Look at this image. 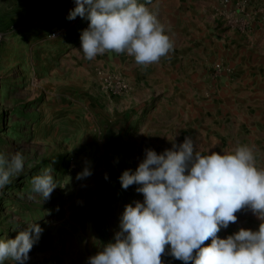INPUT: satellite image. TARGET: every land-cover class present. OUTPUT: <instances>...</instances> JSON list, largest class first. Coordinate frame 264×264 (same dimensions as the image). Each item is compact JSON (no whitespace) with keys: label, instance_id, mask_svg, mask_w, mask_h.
<instances>
[{"label":"rangeland","instance_id":"rangeland-1","mask_svg":"<svg viewBox=\"0 0 264 264\" xmlns=\"http://www.w3.org/2000/svg\"><path fill=\"white\" fill-rule=\"evenodd\" d=\"M138 3L174 42L146 69L126 54L84 58L90 21L67 18L75 0H0V152L25 158L0 190V239L38 224L25 264H88L114 243L125 206L144 201L119 178L146 149L161 154L185 137L202 155L246 144L264 168V0ZM48 167L57 187L41 201L31 181ZM85 168L92 174L78 179ZM236 215L219 238L258 230L249 208ZM161 259L184 264L170 246Z\"/></svg>","mask_w":264,"mask_h":264},{"label":"clouds","instance_id":"clouds-1","mask_svg":"<svg viewBox=\"0 0 264 264\" xmlns=\"http://www.w3.org/2000/svg\"><path fill=\"white\" fill-rule=\"evenodd\" d=\"M75 4L67 18L90 21L80 36L87 60L114 52L133 57L146 69L174 49L158 13L138 0H75ZM24 166L21 151L0 152V190ZM51 171L48 167L31 181V191L41 201L57 187ZM91 174L85 168L77 178ZM119 179L124 189L139 185L136 191L144 201L125 206L115 242L89 257L88 264H163L166 246L184 264H264V168L257 166L253 146L202 155L192 138L185 137L161 154L146 149L135 172L126 170ZM245 207L261 220L258 230L241 228L219 238L221 229L236 223V213ZM41 232L38 224L30 223L14 239H0V264L8 260L25 264ZM209 239L211 243L204 246Z\"/></svg>","mask_w":264,"mask_h":264}]
</instances>
